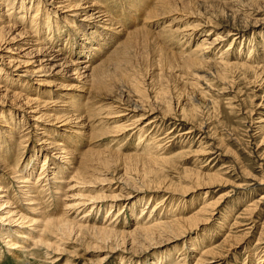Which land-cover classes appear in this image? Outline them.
I'll return each instance as SVG.
<instances>
[{
  "label": "rangeland",
  "instance_id": "1",
  "mask_svg": "<svg viewBox=\"0 0 264 264\" xmlns=\"http://www.w3.org/2000/svg\"><path fill=\"white\" fill-rule=\"evenodd\" d=\"M37 1L0 5L3 192L10 190L12 208L31 212L17 198L24 199L26 190L17 177L35 168L31 180H37L45 154L37 160L33 154L49 133L51 145L61 141L71 152L49 154L44 168L49 176L54 160L72 155L77 165L87 157L92 161L84 167L86 183L70 182L76 185L62 198L65 206L53 197L54 184L45 192V183L37 184L43 217L64 211L78 224L111 223L121 237L103 241L87 229L62 237L52 231L43 233L48 240L54 236L52 242L45 239L50 244L21 248L29 243L13 233L18 241L13 250L0 233V264H264V0L81 1L78 7L95 2L106 23L99 13L90 16L98 10L93 6L78 13L73 4L79 0H41L39 11ZM47 13L54 26L48 30L42 24ZM40 35L39 55L59 51L65 56L59 67L36 68L39 52L30 39ZM100 38H106L101 52L94 49ZM106 58L103 75L93 84L73 74L76 65L94 66ZM81 60L86 62L73 64ZM225 61L251 66L228 67ZM77 113L84 126L64 130L62 116L78 120ZM175 218L180 220L173 236L133 239L135 226ZM209 248L212 256L202 253ZM204 257L210 262H202Z\"/></svg>",
  "mask_w": 264,
  "mask_h": 264
},
{
  "label": "bare ground",
  "instance_id": "2",
  "mask_svg": "<svg viewBox=\"0 0 264 264\" xmlns=\"http://www.w3.org/2000/svg\"><path fill=\"white\" fill-rule=\"evenodd\" d=\"M6 0H0V5L1 4H3L4 5V2H5ZM74 1V0H73ZM82 0H79V1H76V3H75V1H74V3L75 4H73L74 6H76V7H78L79 5L80 6H82L83 5V3L81 2ZM86 1V0H85ZM235 1V0H234ZM246 1V0H245ZM40 2H41V0H38L37 1V3H35V5H36V9H37V11H39L40 9H41V4H40ZM71 2V1H70ZM145 2V1H144ZM148 2V1H147ZM171 2V1H170ZM240 2V1H239ZM64 3H68V2H64ZM63 3V4H64ZM242 3V2H241ZM146 4V3H145ZM72 5V3H70V4H67L66 5V7L68 8V7H71V6H73ZM133 5V4H132ZM91 6H93L94 7V9L96 10V9H98L99 7H98V5L94 2V4H91V5H86L85 7L83 6V7H78V8H80V9H75V10H77V12L78 13H80V11H84V13H85V11H86V9L85 8H87V7H91ZM29 8V7H28ZM30 8H31V6H30ZM30 8H29V10H30ZM89 9V8H88ZM8 10V9H7ZM24 12H27V10H25ZM72 12V11H71ZM75 12V11H74ZM97 12V13H96ZM101 12H103V10H101V9H98V10H96L94 13H92V14H90V16L91 15H95V14H98L97 15V17L98 18H100V19H102V20H105V23H106V20L107 19H105V17H104V15H102L101 14ZM49 16V13H47L46 14V16H45V18H44V21H43V29H51V27H53L54 28V26H51V24L49 23V20H48V16ZM102 15V16H101ZM79 16V15H78ZM83 17V16H82ZM117 17V16H116ZM20 18V17H19ZM31 21H33V20H35V19H33L34 18V16H32L31 15ZM101 22V21H100ZM36 23V22H35ZM32 24V23H31ZM9 26V25H8ZM11 28V27H10ZM14 28V27H13ZM198 28V27H197ZM1 29V28H0ZM12 29V28H11ZM35 29V28H34ZM2 30V31H1ZM0 30V32H3V29H1ZM196 30V29H195ZM119 31V30H118ZM6 32V31H5ZM117 32V31H116ZM4 33V32H3ZM229 33V32H228ZM231 33V32H230ZM20 34V33H19ZM106 34H108V33H104V35H106ZM4 36V35H3ZM92 36H96V34L95 35H93L92 34ZM5 37V36H4ZM13 37V36H12ZM46 37V36H45ZM0 38H2V34L0 33ZM93 38V37H92ZM107 38H110L109 36L107 37ZM9 39V38H8ZM101 39V38H100ZM106 38H102L101 40H98V43L99 44H97V46L96 47H94V49H96V50H98V51H102L103 50V48L102 47H100V46H102L103 44H101V43H103L104 42V40H105ZM30 40H33V42H31L30 41V43H31V46H35L36 47V49L35 50H37L38 49V52L39 53H36L37 54V57L38 58H36V60H40V64L39 65H37V69L38 68H40V67H43V66H46V67H48V68H50V66H51V69H54V67H59L60 65H62L61 63H60V61L62 60V59H64V57L65 56H63V58L62 57H60V55L61 54H58L59 53V51H56L55 52V50H54V53H52V52H48V53H45L44 54V56H41V55H39L40 54V52H43V51H40V49H39V47L41 46H39V44H41V43H43V39H42V37H41V35H40V37H38V38H34V39H30ZM53 40V39H52ZM103 40V41H102ZM218 40V38L216 37L214 40H213V42H212V44L214 45L216 42H218L217 41ZM2 41V40H1ZM26 44H29L28 42L29 41H27V40H25L24 41ZM107 42L105 41V43L104 44H106ZM99 45V46H98ZM231 47V46H230ZM230 47H228V48H230ZM45 48H46V46H45ZM48 48V47H47ZM227 48V49H228ZM26 49V48H25ZM43 49V48H42ZM49 49V48H48ZM226 49V50H227ZM57 50V49H56ZM91 50H93V49H91ZM229 51V50H228ZM58 52V53H57ZM226 52V51H225ZM97 53V52H96ZM33 55V54H32ZM230 55V54H229ZM112 56V55H111ZM110 57V56H109ZM234 57V56H233ZM30 58V57H29ZM85 58V57H84ZM82 59V58H81ZM112 59V58H111ZM249 59V58H248ZM15 60V59H14ZM31 60V59H30ZM68 60V59H67ZM106 60H108L107 58L104 60H100L99 62H97L96 63V65H94V66H92V64H90L89 62H87L84 66L82 65H80V66H78V65H76L75 66V68L73 67V74H75V75H77V79H78V81L79 80H81V79H83L84 80V83L83 84H85V82H86V84H87V82H91V81H93V82H95V81H97V80H99L101 77H102V75H103V69H105L104 68V66H105V64H103V63H105V61ZM11 62H14L15 63V61H13V60H10V63ZM17 62V61H16ZM68 62V61H67ZM73 62H75V61H73ZM72 62V63H73ZM78 63H73V64H81V62L83 63V62H86L85 60H81L80 62L79 61H77ZM19 63H20V61H19ZM30 63V62H29ZM31 63H32V60H31ZM33 63H34V61H33ZM69 63V62H68ZM17 64H18V62H17ZM27 64H28V61H27ZM15 65H16V63H15ZM69 65V64H68ZM72 65V64H71ZM115 65V64H114ZM206 65H208V64H206ZM224 65L225 66H228V67H247V66H251V65H248V64H242V63H238V62H233V63H227L226 61H225V63H224ZM19 65H17L16 67H18ZM67 66V65H66ZM20 68V67H19ZM227 68V67H226ZM36 69V70H37ZM50 69V70H51ZM101 69H102V71H101ZM25 70V69H24ZM31 70H33V69H31ZM35 70V69H34ZM56 70V69H55ZM59 70V69H58ZM28 71V70H27ZM30 73V72H29ZM28 73V74H29ZM33 73V72H32ZM1 74V73H0ZM208 74V73H207ZM256 74V73H255ZM35 76V75H34ZM74 78H75V76H73ZM80 78V79H79ZM0 80H3L2 78H0ZM77 81V80H76ZM82 81V80H81ZM93 82H91L92 84H93ZM83 86V85H82ZM0 87H3L2 85L0 86ZM82 88V87H81ZM79 89V88H78ZM86 89V88H85ZM121 97V96H120ZM119 97V98H120ZM34 98V97H33ZM29 101H31L32 99L31 98H27ZM74 100V99H73ZM121 100V99H120ZM115 101V100H114ZM126 101V100H125ZM124 101V102H125ZM130 102H131V100H129ZM55 102V101H54ZM65 102V101H64ZM120 102V101H119ZM140 102V101H139ZM135 103V102H134ZM46 105L48 104L47 102L45 103ZM126 104V103H125ZM145 104V103H144ZM67 105H68V103H67ZM70 105H72V104H70ZM135 105V104H134ZM51 106V105H50ZM65 106H66V104H65ZM65 106H63L64 107V109H65ZM117 106V105H116ZM137 107H140V104H139V106L138 105H136ZM35 107V106H34ZM38 107V106H37ZM71 107V106H70ZM81 107V106H80ZM120 107V106H119ZM133 107V106H132ZM32 108H33V106H32ZM36 108V107H35ZM74 108V107H73ZM79 108V107H78ZM116 109V108H115ZM120 109V108H119ZM66 110V109H65ZM72 110L73 111H75L76 109H70V111H71V113H73L72 112ZM127 111L128 110H130V109H126ZM132 110V109H131ZM135 110V109H134ZM147 110V109H146ZM27 111V110H26ZM43 111V110H42ZM144 111H145V109H144ZM144 111H143V113H144ZM30 112H32V113H37V111L36 110H33V109H31L30 110ZM44 112V111H43ZM76 112V111H75ZM83 111L81 110V111H79L78 113L80 114V113H82ZM45 113V112H44ZM77 113V114H78ZM124 113V112H123ZM147 113V112H146ZM29 114V113H28ZM74 114V113H73ZM76 114V115H77ZM78 114V116H77V118H78V120L76 119V117L75 118H72L71 116L72 115H67V116H62V118L59 120V122H62V124L60 125V126H65V128H64V130H68V131H73L76 127L75 126H78V128H81V127H83L84 126V122H82V120H80L81 118L83 119V115H79ZM150 114H151V112H150ZM65 115H66V113H65ZM128 116V115H127ZM143 116H144V114H143ZM143 116H142V118H143ZM166 116V115H165ZM29 117L31 118V119H33V120H36V119H38L39 117H35V114H32V116H30L29 115ZM167 117V116H166ZM43 118V117H42ZM124 118V117H123ZM159 118V117H158ZM183 118V117H182ZM76 119V120H75ZM183 119H185V118H183ZM142 120V119H141ZM56 121V120H55ZM154 121V120H153ZM72 122H74V123H72ZM135 122H137L138 124H139V120H137V121H135ZM149 122V121H148ZM147 122V123H148ZM76 123L78 124H80V125H76ZM137 123H136V125H137ZM154 123V122H153ZM35 125V124H34ZM80 126V127H79ZM123 126V125H122ZM135 126V125H134ZM6 127H8V129H13L12 127H10L8 124L6 125ZM26 127V126H25ZM36 127H37V125H36ZM124 127V126H123ZM201 127H202V125H201ZM129 128V127H128ZM141 128V127H140ZM194 128H196V127H194ZM127 129V128H126ZM143 129V128H142ZM29 130V129H28ZM140 130V129H139ZM3 131V130H2ZM56 132V131H55ZM65 132V131H64ZM74 132V131H73ZM77 132V131H76ZM187 132V131H186ZM42 133H44V132H42ZM57 133V132H56ZM189 133H191V131H189ZM18 134V133H17ZM72 134V133H71ZM185 134V133H184ZM10 136H11V134H10ZM45 136H47L49 139H50V134L48 133V135H44V137ZM48 138L47 139H44V140H42L41 142L43 143V144H41L39 147L40 148H36V150L34 151V154H33V156L35 157V159L37 158V157H39V155H40V152H43L44 154H45V159H44V163L42 164V168H41V171L38 173V176H37V180L36 181H32L31 180V178L33 177V173H34V170H35V168H33V169H31V170H29L28 171V175L27 176H25V175H22L21 173V175H19L20 177H17L18 178V181L20 182V183H23L24 185H22L21 187H26V190L24 191H22L23 193H24V199H22L23 197H21V196H19V197H17L18 198V200H20L21 202H27L25 205H26V207H28V209L31 211L30 213H27V212H21V210L19 209L21 206H19L17 203H19V202H16V204L18 205L17 207H18V209L19 210H17L16 208L17 207H15V208H12L13 207V205H15V204H13V202H14V200H12V199H9L8 198V194L10 193L8 190L6 191V192H3V190H4V188L2 187V183L0 182V210H3V212H6V216L4 215H0V221L1 222H7V223H10L11 225L9 226V225H7L6 227H3V226H1V224H0V233H1V235L3 236L2 237V239H6V244L9 246V247H11L13 250H15V246H16V244H17V242L18 241H16L13 237H12V234L13 233H15L16 235H18V237L20 236L22 239H24V240H26V243H29L28 244V246L26 245V244H23V245H26V246H21V244L19 245V247L21 246V248L23 247V248H27V247H29V246H32L33 244H35V245H38V243H44V242H46V243H48V241H50L51 239H53V237L50 239V240H48L47 238H45V237H43V236H45V235H43V233H47V232H52V231H55L56 232V234H57V232H58V234H57V236L59 235H64L65 236V234L67 235V234H70V235H73V233L75 234V235H77L76 233H81L82 231H84L85 229H87V230H89V231H92L95 235H97V236H99V238L101 239V240H103V241H109V239L110 238H112V237H114L115 235V238L117 237V236H120L121 237V235H119L118 233H116V229H114L113 227L114 226H109L108 224H106V225H103V226H98V225H96V224H94V225H89V224H78V222L76 221V219L77 218H73V217H71L70 218V215H68V217H67V214H65V216L63 215V212L62 213H60V215L62 214V216H60L59 217V215L57 216H55V214H53L52 212L51 213H48V216H45V217H43L44 216V214H45V211L43 212V210H40V208L38 207L39 206V200H40V198H39V194L36 192V187H37V184L39 183V182H43V183H45L43 186H42V190L44 191L46 188H45V186L46 185H49V184H54V187H55V190H56V192L57 193H53V197H55L57 200H58V203L59 204H65V203H63L62 202V198L64 199V196H67L66 195V191H68L69 189L68 188H72V187H74L75 185L74 184H72V185H70V182L71 181H73V180H75V178H76V181H77V183H79V182H82V183H86L87 182V178H86V170L84 169V167L85 168H87L88 167V165H89V163L92 161L90 158H88L87 157V159H85V162H81L80 161V165H77V163H76V161H74V159H71L72 157L74 158V156H72L71 155V158H69L68 156H67V158H69L70 160H65V162L64 161H55L54 160V164H55V168L53 169V172H52V175L51 176H49L48 174H47V171L44 169L45 168V162H46V160H47V158H48V156H49V154L51 153V152H53L54 151V153H59L58 152V150H61V152H63V153H65V154H69V153H71V152H66L65 151V148H66V145L65 146H63V143H61V141H54V142H56V143H54V145L52 144L51 145V141L49 142L48 141ZM15 139V138H14ZM21 139H23V138H21ZM57 142H59V143H57ZM64 142H66V141H64ZM44 143H46V144H44ZM69 144H71V142H69ZM49 145H51V146H49ZM8 146V145H7ZM206 149V148H205ZM2 151V146H0V152ZM208 151V150H207ZM209 152V151H208ZM207 152V153H208ZM8 153H6V155H7ZM53 154V153H52ZM200 154V153H199ZM206 154V153H205ZM55 157V156H54ZM63 158H65L66 159V155H63ZM0 159L1 160H3L1 157H0ZM4 159H5V157H4ZM37 160V159H36ZM38 160H39V158H38ZM15 162V161H14ZM9 163V162H8ZM79 164V163H78ZM81 164H82V166H81ZM0 165H2V163L0 164ZM73 165V166H72ZM3 166V165H2ZM1 166V167H2ZM13 166V165H12ZM15 166H16V164H15ZM10 167V166H9ZM7 168V167H6ZM11 170H12V168H10ZM14 169H16L17 170V168L15 167ZM15 172V171H14ZM17 172L18 171H16V174H17ZM62 172H65V174H62ZM11 173V172H10ZM19 173V172H18ZM13 174V173H12ZM15 174V173H14ZM70 176V180H67L68 178H67V176ZM91 177V176H90ZM5 179H7L6 177H5ZM4 179V180H5ZM6 181V180H5ZM7 182V181H6ZM57 182H59V183H57ZM200 182V181H199ZM206 183H208V182H206ZM210 183V182H209ZM198 184H200V183H198ZM202 184V183H201ZM6 185H7V183H6ZM9 185V184H8ZM20 185V184H19ZM18 185V186H19ZM196 185H197V183H196ZM5 186V185H4ZM199 186V185H198ZM197 187V186H196ZM207 187V186H206ZM8 188V187H7ZM9 188H10V186H9ZM199 188V187H198ZM201 188V187H200ZM22 189H24V188H22ZM5 190H6V188H5ZM51 190V189H50ZM53 191V190H52ZM36 192V193H35ZM40 192H41V190H40ZM45 192V191H44ZM44 192H42L43 194H44ZM47 192V191H46ZM34 193V194H33ZM41 194V193H40ZM226 194V193H225ZM18 195V194H17ZM23 195V194H22ZM10 196V195H9ZM48 196V195H47ZM128 196V195H127ZM221 196H223V195H221ZM226 196V195H225ZM264 196V195H263ZM21 197V198H20ZM68 197V196H67ZM66 197V198H67ZM90 197H91V195H90ZM90 199V198H89ZM88 199V200H89ZM17 200V199H16ZM17 200V201H18ZM44 200V199H43ZM91 200V199H90ZM92 200H94L93 198H92ZM219 200V199H218ZM220 200H221V197H220ZM47 201H49V200H47ZM215 202V201H214ZM217 202H220V201H217ZM260 202V201H259ZM259 202H258V204H259ZM68 203V202H67ZM70 203V202H69ZM81 203V202H80ZM5 204V205H4ZM210 204H211V202H210ZM66 205V204H65ZM64 205V206H65ZM75 205L76 204H73V205H67L69 208H71V209H73V207H75ZM255 205H257V204H255ZM16 206V205H15ZM207 206H209V205H207ZM207 206H205L206 208H207ZM211 206V205H210ZM209 206V207H210ZM213 206H215L214 204H213ZM58 207H60V206H58ZM63 207V206H62ZM67 207V208H68ZM253 207V206H252ZM255 207V206H254ZM2 208V209H1ZM5 208V209H4ZM68 208V209H69ZM259 208V207H258ZM59 209V208H58ZM111 209H112V206L110 207V209H109V211H111ZM201 209V208H200ZM215 209H216V207H215ZM255 209H257V208H255ZM154 210V209H153ZM152 210V211H153ZM249 211H250V209H249ZM252 211H253V209H252ZM29 212V211H28ZM84 212V211H83ZM210 213L212 212V209H211V211H209ZM64 213H66V212H64ZM85 213V212H84ZM152 213V212H151ZM202 213V212H201ZM207 213H208V211H207ZM253 213H254V211H253ZM47 214V213H46ZM45 214V215H46ZM68 214H71V210H69L68 211ZM86 214H87V212H86ZM203 214V213H202ZM205 214V213H204ZM214 214V213H213ZM88 215V214H87ZM86 215V216H87ZM197 215V214H196ZM252 215V214H251ZM151 216V215H150ZM195 216V215H194ZM6 217V218H5ZM4 218H5V220L6 221H4ZM48 218V221H46V222H43V220H45V219H47ZM150 218V217H149ZM149 218H148V220H149ZM203 219V218H202ZM8 220V221H7ZM79 220V219H78ZM171 220V219H170ZM170 220H160V219H157L156 221L154 220V221H148V222H143V223H141L140 225H138V226H135V228H134V230H132L131 232H132V234H133V239L134 240H137V239H139V241L140 240H144V239H146V238H148L149 240L150 239H153V235H155V234H160V233H162V232H164V233H167V234H170V236L172 235L173 236V232H175L173 229V227H175V224H178V226H179V218L178 219H173L172 221H170ZM182 220V219H181ZM189 220V219H188ZM206 220V219H205ZM80 221V220H79ZM83 221V220H82ZM89 221V220H88ZM87 222V221H86ZM111 222V221H110ZM239 222V221H238ZM41 223H43L44 224V226H43V224L41 225ZM84 223V222H83ZM238 224V223H237ZM236 224V225H237ZM240 224H242V223H240ZM239 225V224H238ZM242 225H244V224H242ZM31 226V227H30ZM30 227V228H29ZM84 229V230H83ZM5 230H7V231H5ZM179 230V229H178ZM245 230H246V228L244 229V232H245ZM173 231V232H172ZM180 231V230H179ZM118 232V231H117ZM178 232V231H177ZM7 233H9L10 235H7ZM18 233V234H17ZM60 233V234H59ZM122 233V232H121ZM128 233V235H129V232H127ZM163 233V234H164ZM172 233V234H171ZM56 234H54V235H56ZM245 234V233H244ZM7 235V236H6ZM51 235V234H50ZM62 235H61V237H62ZM124 235V234H123ZM131 235V234H130ZM249 235V234H248ZM52 236V235H51ZM78 236V235H77ZM94 236V235H93ZM177 236H178V234H177ZM227 236H228V234H227ZM242 236V235H241ZM240 236V237H241ZM245 236V235H244ZM17 237V238H18ZM47 237V236H46ZM50 237V236H49ZM67 237V236H66ZM175 237V236H174ZM75 238V237H74ZM96 238V237H95ZM132 238V237H131ZM156 238H158L157 237V235H156ZM228 238V237H227ZM236 238V237H235ZM246 238V237H245ZM28 239H30V241H28ZM48 240V241H46V240ZM61 239V238H60ZM147 239V240H148ZM237 239V238H236ZM20 240V239H19ZM133 240V241H134ZM55 241V240H54ZM56 241H57V239H56ZM64 241H65V239H64ZM125 241V240H124ZM153 241V240H152ZM155 241V240H154ZM50 242H52V241H50ZM240 242V241H239ZM5 243V242H4ZM55 243V242H54ZM54 243H53V246H54ZM63 243V242H62ZM132 243V242H131ZM48 244H50V243H48ZM120 244V243H119ZM35 245H33V246H35ZM42 245H44V244H42ZM132 245H133V243H132ZM47 246V245H46ZM48 247V246H47ZM55 248H56V245L54 246ZM62 247V246H61ZM219 247H220V245H219ZM31 248V247H30ZM50 248V247H49ZM51 248H52V246H51ZM58 248V247H57ZM54 249V248H53ZM218 249V248H217ZM220 249V248H219ZM213 249H205V250H203L202 251V253L203 254H206L207 256H212L213 255V251H212ZM28 251V250H27ZM31 251V250H30ZM216 252V251H215ZM218 252V251H217ZM30 253V252H29ZM28 253V254H29ZM221 254V253H220ZM220 254H219V258H220ZM215 255V254H214ZM217 255V254H216ZM206 259V257H204L203 258V261L202 262H208L210 259H207V260H205ZM202 260V259H201ZM219 260V259H218ZM201 262V263H202ZM210 262V261H209ZM175 264H177V263H175Z\"/></svg>",
  "mask_w": 264,
  "mask_h": 264
}]
</instances>
